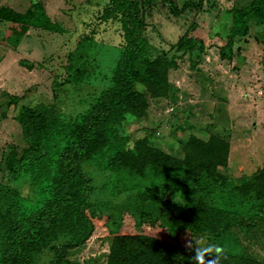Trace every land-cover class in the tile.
<instances>
[{
	"label": "trees",
	"instance_id": "1",
	"mask_svg": "<svg viewBox=\"0 0 264 264\" xmlns=\"http://www.w3.org/2000/svg\"><path fill=\"white\" fill-rule=\"evenodd\" d=\"M229 14L232 27L223 56L233 60L237 42L246 39L252 27L264 29V0ZM105 15L120 21L124 36L110 87L68 120L55 106L25 109L18 117L26 148L12 147L1 164L6 176L0 181V264H38L46 252L52 256L49 264H80L69 261L66 251L82 247L93 236L92 219L100 218L94 209L98 190L138 209L143 221L165 210L179 222L202 219L207 225L213 220L226 227L237 223L245 231L257 226L252 219L241 220L239 213L214 208L219 194L241 206L253 204L264 216V171L237 180L219 171L228 167V142L192 137L180 159L153 146L151 135L136 138L127 132L130 117H148L150 100L139 86L152 98L167 97L169 72L178 65L153 48L140 0H113ZM0 22L24 33L65 32L40 3L21 14L0 0ZM257 37L264 43V35ZM179 50L189 54L197 68L206 45L187 37ZM24 187L30 189L29 196ZM191 255L180 243L123 235L114 239L108 264H191ZM221 264L264 263L225 251Z\"/></svg>",
	"mask_w": 264,
	"mask_h": 264
},
{
	"label": "rangeland",
	"instance_id": "2",
	"mask_svg": "<svg viewBox=\"0 0 264 264\" xmlns=\"http://www.w3.org/2000/svg\"><path fill=\"white\" fill-rule=\"evenodd\" d=\"M140 1L153 48L166 52L178 67L169 72L167 97L152 98L139 86L150 100L148 117H130L127 132L136 138L151 135L153 146L180 159L192 137L205 142L218 137L230 144L228 167L219 169L224 176L237 180L263 172L264 43L257 36L264 35V29L252 27L249 36L237 42L233 60L223 56L232 27L229 13L255 0ZM34 3H40L65 32L24 33L0 22V181L6 176L1 167L4 156L12 147L26 148L20 114L55 106L65 119L74 118L110 87L113 68L124 51L120 21L105 15L113 0H2L4 7L21 14ZM187 37L206 45L197 68L189 54L179 50ZM22 62L34 66L30 69ZM23 191L29 196L28 187ZM213 207L239 213L241 220L252 219L257 226L245 231L237 223L226 227L213 220L207 225L202 219L179 222L165 210L143 221L138 209L98 190L94 209L100 218L92 219L94 234L82 247L67 250V258L73 263L108 264L117 236L145 234L184 247L191 239L203 238L233 255L264 263V216L253 204L241 206L224 194L216 197ZM51 259L46 252L38 264Z\"/></svg>",
	"mask_w": 264,
	"mask_h": 264
},
{
	"label": "clouds",
	"instance_id": "3",
	"mask_svg": "<svg viewBox=\"0 0 264 264\" xmlns=\"http://www.w3.org/2000/svg\"><path fill=\"white\" fill-rule=\"evenodd\" d=\"M187 248L192 253L191 264H221L225 250L215 242L189 240Z\"/></svg>",
	"mask_w": 264,
	"mask_h": 264
}]
</instances>
